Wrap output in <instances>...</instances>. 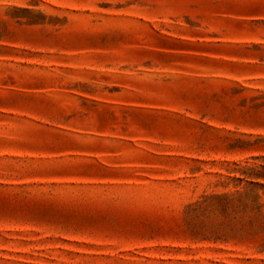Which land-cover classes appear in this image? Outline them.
<instances>
[{
    "label": "rangeland",
    "instance_id": "rangeland-1",
    "mask_svg": "<svg viewBox=\"0 0 264 264\" xmlns=\"http://www.w3.org/2000/svg\"><path fill=\"white\" fill-rule=\"evenodd\" d=\"M0 264H264V0H0Z\"/></svg>",
    "mask_w": 264,
    "mask_h": 264
}]
</instances>
